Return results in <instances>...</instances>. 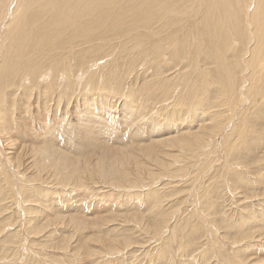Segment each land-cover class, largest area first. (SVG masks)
Returning <instances> with one entry per match:
<instances>
[{"label":"bare ground","instance_id":"obj_1","mask_svg":"<svg viewBox=\"0 0 264 264\" xmlns=\"http://www.w3.org/2000/svg\"><path fill=\"white\" fill-rule=\"evenodd\" d=\"M142 58L143 62H139ZM101 59H104L103 63L98 62ZM263 60L264 0H0V133H11L10 118L12 123H17L18 119L24 137L33 132L41 136L43 146L33 149L34 154H37L36 157L34 155L33 165L37 163L43 169L48 162L55 169L65 170L62 177L65 182L76 180V185H80L86 175L119 190L124 189L121 188L123 185L141 181L144 172L155 174L151 170L153 166L158 170L165 169L161 173H166L165 167L169 162L178 159L172 154V149L181 151L180 148H183L195 152L194 157L199 154L205 158L206 155L202 152L213 144L219 133L220 136L223 135L228 127L227 119L231 118L238 133L247 127L250 133L248 138H244L242 148V144L238 147L235 140L231 142L238 134L236 131L232 132L231 141L224 139V143L228 142L225 147L228 149V163L224 174L229 176L233 189L239 188V193L249 200L264 194V150L258 149L261 145L262 149L264 147ZM92 67L100 69L95 71ZM76 73L78 78L77 75H72ZM83 73L91 75L88 80L82 79ZM93 76L95 77L90 79ZM114 97L121 104L119 123L140 128L135 133L132 132L133 135L129 137L131 140L126 142L129 145L127 147L121 145V141L119 146L115 147L114 144L113 148L106 147L109 145L106 142L101 144V137L100 141L95 139L96 136H103L102 133L106 134L104 131L107 130L98 124L96 117L102 118L103 113L111 112ZM177 100H182L180 103L183 102V109L177 108ZM246 100L249 107L245 106L246 102L243 104ZM23 102L27 105L23 109L24 119L20 116L17 119L7 117L10 111L16 110L17 105ZM62 102L68 103L67 108H63L64 111L67 109L66 113L71 109L74 112L75 122L86 124L80 140L85 145L91 144L93 140L95 143L99 141L98 144L105 146L108 152L96 157L95 161L87 158L86 154L82 160H78L74 155H66L56 148L52 130L63 119L60 114L62 108L59 110ZM147 107L150 108L144 117L142 112ZM154 107L156 113L152 110ZM226 111H229L227 115ZM156 115L160 117L157 118ZM147 117L152 123L140 122ZM186 120L188 121L185 122ZM142 125H146V128ZM72 126L71 128L75 127ZM160 126L166 128V132H162ZM173 126L177 131L175 134ZM26 127H29L27 131ZM144 135H147L146 139L141 138ZM136 136L141 139L134 141ZM9 138L8 135L4 140ZM10 145L9 149H12L13 143ZM208 153L209 151L206 152ZM196 161L199 171L208 167L204 159ZM214 175L213 172V182H208L203 189H199L197 199L200 201L202 198L204 201L196 204V214L190 213L180 222L177 226L178 233L175 224L168 226L171 213H175V210L172 204L169 209L162 207L165 193L160 189L151 194L132 196L140 200V206H144L140 208V212H121L124 213L122 221L131 222L136 227L142 226L149 235L161 238L163 241L159 240L161 243L157 244L156 252L171 264H183L186 260L179 258L191 257L193 251V257H198L200 264L208 263L210 258H214L216 264H227V261L231 264H247L250 256H253L252 262L262 260L259 255L264 253V248L259 251L254 249L258 244H255V237H259L264 230V200L256 208L249 209L246 206L244 212L241 208L240 214L236 216L238 219L225 217L224 220L222 209H219V205L222 206L219 204L221 189L218 188L221 183L219 184V180H216L218 183L215 182ZM249 175H255V178L250 179ZM249 180L260 184L261 189L255 184L250 185ZM240 185L243 186L242 189ZM40 192L38 186L32 187L27 190V196L30 195L34 200ZM77 192L79 193L78 190ZM105 196L117 195L110 193ZM127 197L126 195V199ZM29 198L25 197L24 201H29ZM105 200L107 199L104 197L103 200L100 199L91 210L90 214L94 217L86 216L87 213L83 215V212L82 217L72 214L68 217L67 224L81 235L87 234L85 230L90 227L104 231L103 226L107 228V223L117 219L116 214L109 212L111 207L106 205L109 201L103 203ZM90 202L89 208L93 204L92 200ZM126 203L128 201L120 205ZM34 212L32 213L35 214ZM56 212L54 219L59 220L64 216V212ZM48 224L50 223L33 225L44 229ZM130 227L129 224L125 228ZM116 230L113 229L117 232ZM163 232L166 235L162 237ZM200 232L202 236L206 232L204 240L207 243L203 241L205 245L198 242ZM114 234L116 233H107L106 237H101L94 233L93 237L109 253L118 251L119 245L127 247L131 242L128 236L114 239ZM175 238H178L177 255L172 254L175 251L173 243L174 251L169 245ZM88 242L91 244L93 241ZM61 245H66L65 240ZM80 246L84 248L83 244ZM199 248H202L201 252ZM198 253L200 254L197 255ZM238 255L242 257L237 260ZM104 257L106 258L105 254ZM189 261L192 264L193 258L188 259V263Z\"/></svg>","mask_w":264,"mask_h":264},{"label":"rangeland","instance_id":"obj_2","mask_svg":"<svg viewBox=\"0 0 264 264\" xmlns=\"http://www.w3.org/2000/svg\"><path fill=\"white\" fill-rule=\"evenodd\" d=\"M103 60L102 59L98 60V62L103 63ZM141 61L143 62V58L140 59L139 62H141ZM263 62H264V60H263ZM92 68H93V70L95 69V71H97V69H100V67L99 68L98 67H92ZM90 70L93 71L92 69H90ZM79 74H80V72H79ZM72 75L73 76L77 75V78H78V73L72 74ZM83 75H84V73H83ZM85 75H84L85 78H84V76L82 78L83 80L84 79L88 80L89 77L91 76L90 74H88V75L85 74ZM94 77L95 76H93L90 79H93ZM154 98L155 97H152V99H154ZM170 99H173V98H170ZM33 100H34V95H33V97H31V103L33 102ZM52 101L54 102V99H52ZM175 101H176V98H174V102ZM180 101H182V100H180ZM180 101L177 100V108L179 107L180 109H183V108H181L182 106L184 107L183 102L180 103ZM112 103H113L114 108H111L110 113H109V111H107L106 114H104L101 111L103 113L102 118L96 117L97 118L96 121L98 122V124H100L101 127H105L107 130L104 131L106 134L102 133L103 136H101V135L98 137L96 136L95 139H98L99 141L102 139V141H100L101 144L106 142V144L109 145L106 147L111 146L113 148L114 144H115V147L117 145L119 146L120 141L122 143L121 145L127 147L129 145H127L126 142L128 140L129 141L131 140V138H129V137L131 135H133L132 132L135 133V131L140 130V128L135 126V125H132V124L128 125V126H125L123 123L120 124L119 123L121 121V112H120L121 111L120 110L121 104H119L120 101L118 99H115V97H114V99L112 100ZM244 103H245L246 107H249V106H247V105H250V104H248L249 103L248 100L244 101L243 104ZM181 104H182V106H181ZM62 105L59 107V110L62 108L60 110V114L62 115V118H63L61 121V124H60L62 127L60 125H59L60 128H59V126L55 127L54 130H52L53 134L51 133L53 140H56V141H54L56 148L57 149L59 148L60 151L63 153L65 152L64 154H66V155H68V154L71 156L74 155L73 157L78 158V160H82V157H84V155L86 154L87 158L91 159L92 161H95L98 158V156L100 157V155L101 156L103 155L102 153H104L105 151L108 152V150H105L106 149L105 146H100L101 144H98L99 141H98V143H95V141L93 140L92 141L93 143L92 142H91V144L86 143V145H85L84 142L80 140L79 137L82 134H84L83 130L86 127V124L75 122V120H74L75 114H74V112H72V109L70 110L68 108L70 110V112L68 111L69 113L65 112V111H67V109L64 111V109L67 108V106H68L67 102H65V103L62 102ZM1 106H2V104L0 103V108H1ZM26 107H27V105L24 102L21 105H17L16 110L10 111L7 114V117L13 116V119H17L20 116L21 119H24L23 118V116H24L23 115V109H25ZM148 108H150V107H147L146 109H144V111H143L144 113L142 112L144 117L147 114ZM154 109H155V107L152 110L156 113V111H155L156 109L155 110ZM61 111H64V112H61ZM71 112H72V114H71ZM154 112H153V114H155ZM226 112H227L226 113V115H227L229 111H226ZM237 112H238V110H237ZM58 113H59V111H58ZM62 113H64V114H62ZM107 114L108 115L110 114V115L108 116ZM63 115L65 116L66 120H65ZM136 115L137 114L135 113V116ZM69 116H71V117H69ZM67 117H68V119H67ZM155 117L159 118L160 116L156 115ZM10 120H11V133H9V134L0 133V190H1L0 191V225H1L0 226V228H1V231H0V264L1 263L2 264H171L169 262V260L165 261L162 257H159L160 253L156 252V251H158L157 250L158 249L157 244H159V243H161V241H163V240H161V238L158 239L157 238L158 236H156L154 238L152 235H149V232H147L146 229L142 226L136 227L133 224H131V222L122 221L124 213H121V212H126V211L133 212L136 210L139 211V210H141L140 208L142 206H144V205L140 206L141 202H139L140 201L139 199H136V198L134 199V197H136V195L137 196L138 195H144L145 193L151 194V193H154L156 189H160L161 191H164L163 193H165V199L162 202V207L164 209H169L171 204H172L171 206L174 207L173 209L175 210V213L174 212L171 213L170 220H169L170 223L168 226L171 227L173 224H175L176 230H177V226L180 225V222L183 219H185L186 217H188L190 213L196 214V212H197L196 204H199V202L202 203L204 201L202 198H200V201H198V199H197V196L199 197L198 191H199V189H203L208 182H213V179H212L213 172L215 173V175H214L215 176V179H214L215 182L218 183V181H216V180H219V184L221 183L220 184L221 186H218V188L221 189L220 197H219V204L222 205L221 207L219 205V209H222L221 210L223 212L222 217H224V220H226L225 217L238 219V217H236V216H238L240 214L239 211L241 208H242L241 210L243 212L245 211L246 206L249 209L256 208L258 203L262 202V199L264 200V194L257 195L256 198L255 197L249 198V200L245 199L244 196L239 193V190H240L239 188L233 189V184H231V180L229 179V176L224 174V172H225L224 169L226 168V165L228 163V158H227L228 153L226 155V152L228 151V149L225 148L227 146L228 142L224 143L223 141H224V139L231 141L232 140V132L236 131V133H238V129H236V126H233L235 124V122L231 118L227 119L228 120V127L223 131V135L220 136V133H219V135L216 136L217 140L215 139L213 144L208 146L207 147L208 149L206 148L207 150L206 149L204 150L205 152L204 151L202 152L203 155H206L205 158H202V155L199 156V154L196 157H194L195 152L190 151V150H185L183 148H180L182 152L177 150V149H172V150H174V151L171 150V152H173L172 154L176 155L178 157V159L175 162H172V161L169 162V164L165 167L166 173H161L165 169L160 168V170H158L157 167L153 166L151 170L155 174L149 175L146 172H144L143 178L141 181H139L135 184L127 185V186L123 185L121 188H124V189H119V190L117 188H114V189L111 188L108 184L102 183L97 178H88V176H86V175L83 176V178H82L83 182L80 185H76V182H75L76 180H70V181H67V182H69V183H67L62 179L63 173L65 172V170L55 169L48 162H46V167L43 169L40 168L37 163L35 165H33L32 164L33 159L37 155V154H34L33 149H38V148H41L43 146L41 143V136L39 134H37L36 132H33L32 134L26 135L24 137V135L20 131L18 119H17V123H12L11 118H10ZM150 120H152V118ZM189 120H191V119H189ZM148 121H149V118L147 117V118H144L143 120H141L140 122H145L147 124ZM187 121L188 120H186L185 122H187ZM73 122H75V123H73ZM149 122L152 123V121H149ZM72 124L75 127H73ZM148 124H150V123H148ZM71 126L73 128H71ZM143 126H144V128H146V125H142V127ZM162 127L163 126H160V129L163 130L162 132H166V128H164V127L162 128ZM28 128L29 127H26V131L28 130ZM77 128H78V130H77ZM175 129L176 128L173 126L174 131H175ZM245 129H243L241 132H239L237 134L236 138L231 141V142H233L235 140L236 145L239 144L238 147L241 146V144L245 140L244 138H248V135L250 133V130L248 127ZM108 130H110V133ZM174 131H173V133L175 134L177 131H175V132ZM77 132L80 135H78ZM144 134H146V133H144ZM8 135L10 136V138L8 140H4ZM146 136L147 135H144L141 138L146 139ZM100 137H101V139H100ZM141 138H140V136H136L134 141H136V139H141ZM9 141H11V142H9ZM216 142H217V144H215ZM12 143H13L12 149H9V146H11L10 144H12ZM81 143L83 144V146ZM95 144L99 145V147ZM106 144H104V145H106ZM89 145H90V147H89ZM262 146L263 145L258 147V149H261L260 151L264 150V147L262 149ZM242 147H243V144H242L241 148ZM94 148H96V149H94ZM178 151H179V153H178ZM207 151H209L208 154H206ZM260 151H259V153H260ZM66 152H68V153H66ZM76 154L78 157L76 156ZM34 155H35V157H34ZM196 159H204L206 161V164L208 165V167L204 171H199L198 161H196ZM167 161H169V160H167ZM178 168H180V170H177ZM263 171H264V167H263ZM185 174H186V176H185ZM249 177H250V179H254L255 175H249ZM93 180H94V182H93ZM249 181H250V183H249L250 185L254 186V184H255V186H259V188L261 189L260 184L258 185V183H255V181H251V180H249ZM37 186L41 190L40 195H37V197H35L38 199V201L34 197H33L34 200L31 199L32 197L30 195H29L30 198L27 196V190L31 189L32 187H37ZM92 186H94V187L92 188ZM105 186H107V187H105ZM132 188H134V189H132ZM240 188L242 189L243 186L240 185ZM47 189H49L50 191L48 190L49 191L48 192ZM79 189H82L83 192H82V190H79ZM109 189H111L112 192ZM53 190H55V191H53ZM77 190L79 191V193L77 192ZM116 190L118 193L116 192ZM141 190H142V192H141ZM52 191L54 192V194ZM47 192L52 194V195L50 196V194H48ZM63 192H64V194H63ZM107 192H110L113 195L114 194L117 195L116 196L117 198L115 196H113V197L107 196L106 197L105 196L106 194L107 195L110 194ZM93 194H94V196H93ZM102 194H104V195H102ZM41 195L43 197H40ZM126 195L128 196L127 199H126ZM223 195H224V197H223ZM84 196H85V198H84ZM99 196H100V198H99ZM132 196H134V197H132ZM25 197L29 198L30 200L25 202L24 201ZM82 197L84 199H82ZM103 197H104V199H107V200L103 201L104 204H106L109 201L106 204L108 207H111L109 209L110 210L109 212L114 213V214H116L115 216H117L116 220H114L113 222L107 223V225H106L107 228H105V226H103V229H105L104 231L101 229L102 232H100V230L95 229L97 231V233H96L94 228L91 229V227H90L89 229L85 230V232L87 234L81 235V234H79L78 230L72 228L71 226H69V224H67L68 223L67 222L68 217L72 214L73 215L75 214L76 216L82 217L83 215H85L87 213L86 216H90L91 218L94 217L93 215L90 214L92 212L91 210L95 208L96 203L100 199L103 200ZM114 197L116 198V200ZM78 198H79V200H78ZM111 198H113L114 201ZM122 198H123V200H122ZM93 199H96V200H93ZM73 200H74V202H73ZM91 200H92L93 204L89 208V205L91 204V202L89 203V201H91ZM257 200H259V201L255 202ZM124 201H128V203L121 206L120 203H122ZM134 201H136V202H134ZM252 201H254V202H252ZM54 202H55V204H54ZM80 202H81V204H80ZM51 203H53V205ZM77 203H79V204H77ZM82 203H84V204H82ZM50 204L52 207L49 206ZM55 205L57 208L55 207ZM49 207H51V208H49ZM56 209H58L57 212L55 211ZM78 209H79V211H78ZM36 210H38V211H36ZM67 210H68V212H67ZM87 210H88V212H87ZM61 211H62V214L64 212V214H63L64 216L62 214H60L61 217L63 216L61 219H59V220L54 219V217L57 215V214H55V212L61 213ZM32 212H34L35 214H33ZM78 212H80V213H78ZM36 213H38V214H36ZM67 213H68V215H67ZM174 214H175V216H174ZM40 215H42V216H40ZM220 215H221V213H220ZM48 220H50V222ZM45 222H48L50 224L45 226L44 229H42L39 226L34 227V225H33L35 223H45ZM128 223L131 226L129 229L125 228L126 225L129 226ZM234 223H235V221H234ZM114 224H117V225L115 226ZM121 224H122V226H121ZM124 224H126V225L123 226ZM231 224H233V223L231 222ZM31 225H33V226H31ZM114 227H116L117 230ZM137 228H139V229H137ZM113 229L116 230L117 232L113 231ZM169 229L171 230V228H169ZM61 231H64V232H61ZM89 232H90V234H89ZM106 232L110 233V234L112 232L116 233L112 236V238H114V239H119L122 236L123 237L128 236L127 238L131 242L129 243V245L127 247H126V245H124V246L119 245V249H118V251H116L117 253L115 251L109 253L104 248H102L100 246L99 241H97L93 237L94 233L97 234L98 236L106 237L107 236V235H105V234H107ZM141 232H143V233H141ZM215 232L216 231H214V233ZM102 233H104V234H102ZM139 233H141L142 235L141 234L139 235ZM176 233H178V230L176 231ZM44 234H46V235H44ZM68 235H70V237H68ZM73 235H74V237H73ZM137 235H139V236H137ZM164 235H166V232L162 233V237ZM205 235H206V232H204L203 236L200 232V237H198L199 238L198 242H202V244H204V245H205V243H207L204 240ZM71 236L73 237V239ZM66 237H67V239H66ZM152 237L154 239H152ZM62 239L65 240V242H66V245H64V246L61 245L62 241H63ZM81 239H83V240H81ZM88 239L90 241H93L96 243L91 242V244H89L90 242H88L89 241ZM3 240H5V241L3 242ZM80 240H81V242H80ZM153 240H154V242H152ZM159 240H161V241H159ZM174 240H173L174 242L171 241L169 245L172 247V250L175 247L174 250L176 252L173 250L174 252L172 251L173 252L172 254L177 255V253L179 252L177 249L178 238H177V240H176V238ZM156 241H157V243H156ZM203 241L205 243H203ZM206 241H207V239H206ZM212 241H214V240H212ZM255 241H256L255 244H257V243L258 244L255 245L254 250H256V249H257V251L262 250L264 248V230L261 231V235L259 237L258 236L255 237ZM149 242H151V243L149 244ZM69 243H70V245H69ZM172 243H173L174 247L172 246ZM216 243L221 244V242H216ZM55 244H57V245H55ZM82 244H83L84 248L82 246H80ZM20 245H22V246H20ZM77 246H78V249H77ZM88 246H89V248H88ZM143 246H145V247H143ZM234 246H232V247H234ZM82 248L84 250L87 248L88 253L86 250L85 251L82 250ZM96 248L99 251L96 250ZM127 248H128V250H127ZM259 248H261V249H259ZM89 250H91L90 251L91 254H90ZM94 250H96V251H94ZM129 250H130V252H129ZM198 250H200V252H201L202 248H199ZM66 251H69V252H66ZM78 251L80 253H78ZM19 252H20V254H19ZM122 252H123V255H122ZM75 253H77V255ZM82 253H84V255L81 257ZM104 254H105L107 259H110V261L106 260V258L104 257ZM112 254H113V257L114 256H117V257L113 258ZM192 254H193V256L195 255L194 251L192 252ZM199 254L200 253H198L197 255H199ZM6 255L8 257H6ZM193 256H191V257L185 256L184 258H179V260L184 259L186 261H184L183 264H185V263L191 264L190 261L188 263V259L193 258L192 264H200V262H199L200 259H198V257H193ZM259 256L262 260L252 262L253 256H250L249 258H247V260L249 259L247 264H263L264 263V253H261ZM74 257H76V258H74ZM241 257L242 256L238 255L237 260L240 259ZM96 259H98V261H96ZM116 259L119 262L116 261ZM156 259H158V262ZM215 262L216 261L214 260V258H210L209 262L205 263V264H216ZM227 262H228L227 264H231V263H229V261H227ZM232 263L235 264L237 262H232ZM240 263L245 264L242 262H240ZM237 264H239V263H237Z\"/></svg>","mask_w":264,"mask_h":264}]
</instances>
